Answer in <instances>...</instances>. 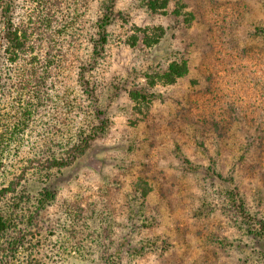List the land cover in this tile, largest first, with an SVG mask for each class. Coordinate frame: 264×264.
Listing matches in <instances>:
<instances>
[{"label": "rangeland", "instance_id": "374dc122", "mask_svg": "<svg viewBox=\"0 0 264 264\" xmlns=\"http://www.w3.org/2000/svg\"><path fill=\"white\" fill-rule=\"evenodd\" d=\"M263 2L168 0L164 13L148 14L133 0H120L127 23L120 20L117 26L124 28L117 27L115 35L140 36L137 28L151 34L158 27L166 35L148 53L141 41L132 49L112 47L109 69L97 74L100 85L112 74L120 83L131 69L167 65L174 58L187 60L189 74L174 85H157V97L141 112L125 93L112 98L103 91L107 134L48 181L29 162L68 140L67 100L59 94L67 80L23 131L16 125L28 95L11 90L1 97L0 127L9 148L0 156V190L17 184L2 202L11 226L0 238V264H102L99 244L114 252L123 240L150 237L166 239L169 248L141 257L128 254L123 264H264V238L251 235L240 218L224 216L219 185L211 195L204 177L188 173L183 164L187 158L205 167L213 156L226 176L238 164L236 179L247 209L264 218V40L252 35L254 27L264 26ZM178 8L183 15L176 18ZM212 118L230 122L222 138L213 133ZM139 183L151 187L144 202L138 199ZM43 187L55 193L47 205L38 204ZM141 214L156 223L135 236Z\"/></svg>", "mask_w": 264, "mask_h": 264}, {"label": "trees", "instance_id": "16d2710c", "mask_svg": "<svg viewBox=\"0 0 264 264\" xmlns=\"http://www.w3.org/2000/svg\"><path fill=\"white\" fill-rule=\"evenodd\" d=\"M133 1L148 14L164 13L168 7V0ZM119 3L120 0H0V98L14 90L18 95L27 94L30 99L21 114L22 122L16 128H27V123L36 115L38 120L42 116L41 110L51 102V92L58 94L62 89V80H67L65 91L59 94L67 100L65 107L70 116L68 140L63 145L58 144L59 150L49 148L43 157L29 162V165H37L45 173L44 182L51 179L53 171L70 168L86 155L92 143L107 134L109 120L100 108L103 91L112 98L125 93L135 105L134 108L141 112L157 97V85H174L189 74L187 60L174 58L167 65L131 69L120 83L117 75L112 74L105 83L107 86L104 83L100 85L102 77L99 80L97 74L102 73L105 67L109 69L107 61L112 47L132 49L141 41L142 50L148 53L158 47L166 35L162 27L152 29L151 34L148 29L137 28L141 35L132 34L129 38L115 35L117 27H123L117 26V23L120 20L124 25L127 23ZM182 10L176 9L174 16L183 15ZM191 19L190 14H185L186 23H191ZM252 35L264 40V26L254 27ZM138 79L141 81L137 82ZM142 80L146 84H142ZM209 125L213 133L222 138L230 122H217L212 118ZM11 135L12 139L17 136L15 131ZM251 143L243 149V153ZM3 144L0 127V156L5 155L9 148ZM240 157L239 160H242L244 155ZM183 164L188 173L204 177L211 195L214 185H219L216 192L219 209L224 216L234 222L240 218L249 226L251 235L264 238V218L247 209L245 197L237 184L238 164L233 163L227 176L221 172L213 156L208 157L205 167L195 165L187 158ZM16 184L11 183L8 188L0 190V238L11 226L2 211V202L7 194H14ZM150 192L151 187L146 183L137 184L140 202H144ZM40 195V205L55 198V193L46 187H43ZM154 223L155 217L141 214L134 226L135 236ZM98 247L102 264H123L128 254L129 257H141L158 249L166 251L169 245L164 238L150 237L138 239L135 243L123 240L114 252L110 245L105 248L101 243Z\"/></svg>", "mask_w": 264, "mask_h": 264}]
</instances>
